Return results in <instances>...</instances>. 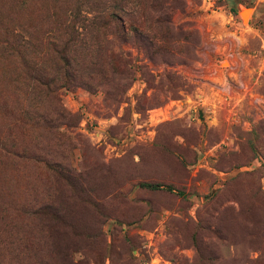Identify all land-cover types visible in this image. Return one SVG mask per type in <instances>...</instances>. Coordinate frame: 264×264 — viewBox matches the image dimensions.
Masks as SVG:
<instances>
[{"label": "rangeland", "instance_id": "374dc122", "mask_svg": "<svg viewBox=\"0 0 264 264\" xmlns=\"http://www.w3.org/2000/svg\"><path fill=\"white\" fill-rule=\"evenodd\" d=\"M0 264H264V0H0Z\"/></svg>", "mask_w": 264, "mask_h": 264}, {"label": "trees", "instance_id": "16d2710c", "mask_svg": "<svg viewBox=\"0 0 264 264\" xmlns=\"http://www.w3.org/2000/svg\"><path fill=\"white\" fill-rule=\"evenodd\" d=\"M104 25L107 29H110L114 35H117L118 38L119 37L123 38V36L125 34V30H128V28H126L124 23H123V19L121 17L117 16V13H115V12L114 13H108L106 21L104 20ZM129 30L134 31V29L131 27ZM121 54H122L121 51H118V50L113 51L112 52V58L117 60L118 58H121ZM48 168L54 170L55 172H60V173L66 172V169L61 168L60 166H55V165L49 164Z\"/></svg>", "mask_w": 264, "mask_h": 264}, {"label": "bare ground", "instance_id": "6f19581e", "mask_svg": "<svg viewBox=\"0 0 264 264\" xmlns=\"http://www.w3.org/2000/svg\"><path fill=\"white\" fill-rule=\"evenodd\" d=\"M251 13H252L251 10H247V9H243V10H242L243 18H244V20H245L246 22H247V20L249 19Z\"/></svg>", "mask_w": 264, "mask_h": 264}]
</instances>
